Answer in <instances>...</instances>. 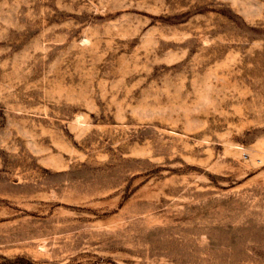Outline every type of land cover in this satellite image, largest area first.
<instances>
[{
    "label": "rangeland",
    "instance_id": "obj_1",
    "mask_svg": "<svg viewBox=\"0 0 264 264\" xmlns=\"http://www.w3.org/2000/svg\"><path fill=\"white\" fill-rule=\"evenodd\" d=\"M0 264H264V0H0Z\"/></svg>",
    "mask_w": 264,
    "mask_h": 264
}]
</instances>
